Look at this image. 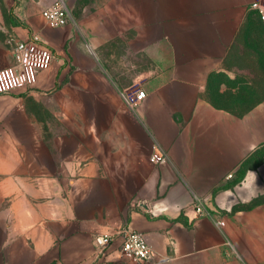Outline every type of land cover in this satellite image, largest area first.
Returning a JSON list of instances; mask_svg holds the SVG:
<instances>
[{
    "label": "crops",
    "instance_id": "1",
    "mask_svg": "<svg viewBox=\"0 0 264 264\" xmlns=\"http://www.w3.org/2000/svg\"><path fill=\"white\" fill-rule=\"evenodd\" d=\"M35 1L0 0V28ZM68 3L84 6L80 32L48 42L17 25L12 48L0 41V70L16 63L15 39L35 34L54 54L34 84L0 90V264H235L234 248L264 264V202L250 204L264 195V157L245 165L264 147V64L229 62L264 1ZM137 87L146 96L132 110L121 91ZM44 98L61 127L10 125L13 109L25 116ZM126 228L144 234L151 259L127 256L120 238L96 245Z\"/></svg>",
    "mask_w": 264,
    "mask_h": 264
},
{
    "label": "built area",
    "instance_id": "2",
    "mask_svg": "<svg viewBox=\"0 0 264 264\" xmlns=\"http://www.w3.org/2000/svg\"><path fill=\"white\" fill-rule=\"evenodd\" d=\"M262 18L264 19V8L259 6ZM70 7L68 0H52L42 10V17L45 23L51 27H62L70 20ZM13 56L16 63L0 70V90H14L20 86L34 84L36 72L46 67L54 57L52 49L41 38L33 36L24 39H15ZM121 96L129 108L135 110L145 98L146 91L142 88H130L121 91ZM168 157L164 153H154L151 161L164 163ZM232 176V175H231ZM196 212L205 213L202 202L196 196ZM164 208L159 209L163 210ZM155 213V212H153ZM120 238V250L127 256L136 260H149L153 257V248L147 242L144 234L129 228L123 229L118 234L111 233L97 234L94 238L100 250H107L113 242Z\"/></svg>",
    "mask_w": 264,
    "mask_h": 264
},
{
    "label": "rangeland",
    "instance_id": "3",
    "mask_svg": "<svg viewBox=\"0 0 264 264\" xmlns=\"http://www.w3.org/2000/svg\"><path fill=\"white\" fill-rule=\"evenodd\" d=\"M82 1L87 2L88 0ZM39 2L40 0H37V2L35 1L36 6L31 7L30 12L27 13V16L22 20V22L19 23L17 21L11 20L9 22L3 23L2 25L6 26L7 29L4 30L0 28V41L5 40L8 43L10 41L9 38L11 37L12 33L11 26L17 25L29 29L30 27L33 28V26L36 24V26L41 29L40 36L46 39L48 42L50 41L44 34L55 32L57 30H60V28L67 27L73 32L81 31L78 17L80 16L84 6L70 8V20L64 26L51 27L47 25L44 18L41 17V11L46 5H44L43 1L41 3L42 5H40ZM33 12H35V14ZM252 12L253 13H251L249 16V21L245 24L243 31L240 32L237 41L234 43L235 48H243L245 52L244 54H233L230 57L229 62H233L236 64H264V21L259 11L253 9ZM34 19L35 21H33ZM31 36L33 35H30L29 37ZM12 42L14 43V40ZM8 44L12 48V44ZM253 89L255 88H250L251 93ZM262 89L264 88L260 87V93ZM26 106L27 108L25 116L20 113L21 107H17V109L12 110L10 118L11 126L15 128H21L22 126H28L29 124H32L43 129H47L50 127H61L64 124L59 116L54 113V111H56L55 103L51 102V100H49L48 98L40 99L38 102L29 101ZM261 200L262 202H264V197ZM42 203L43 207H49L51 205L50 195L46 194V196L42 199ZM232 254L235 260H237V262L235 261V264H251L248 262L244 263L241 260V256L236 248H234Z\"/></svg>",
    "mask_w": 264,
    "mask_h": 264
},
{
    "label": "trees",
    "instance_id": "4",
    "mask_svg": "<svg viewBox=\"0 0 264 264\" xmlns=\"http://www.w3.org/2000/svg\"><path fill=\"white\" fill-rule=\"evenodd\" d=\"M260 154V157H258V160L256 161V162H253V161H247L246 163H245V165L246 166H256V165H258L260 162H261V160L263 159V157H264V147H263V149H262V151L259 153ZM242 177V176H241ZM241 177H239V180L241 179ZM264 196L263 195H261V196H259V197H257V198H255L250 204L251 205H253V204H257V203H260V202H262V198H263Z\"/></svg>",
    "mask_w": 264,
    "mask_h": 264
}]
</instances>
